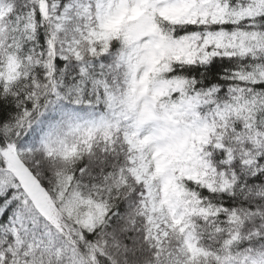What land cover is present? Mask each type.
I'll use <instances>...</instances> for the list:
<instances>
[{
    "label": "snow or ice",
    "instance_id": "snow-or-ice-1",
    "mask_svg": "<svg viewBox=\"0 0 264 264\" xmlns=\"http://www.w3.org/2000/svg\"><path fill=\"white\" fill-rule=\"evenodd\" d=\"M0 264H264V0H0Z\"/></svg>",
    "mask_w": 264,
    "mask_h": 264
}]
</instances>
